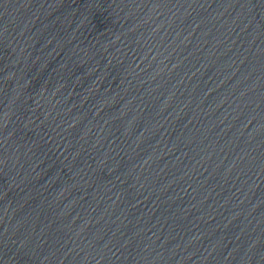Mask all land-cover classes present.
I'll return each instance as SVG.
<instances>
[{
	"label": "water",
	"instance_id": "obj_1",
	"mask_svg": "<svg viewBox=\"0 0 264 264\" xmlns=\"http://www.w3.org/2000/svg\"><path fill=\"white\" fill-rule=\"evenodd\" d=\"M0 264H264V0H0Z\"/></svg>",
	"mask_w": 264,
	"mask_h": 264
}]
</instances>
